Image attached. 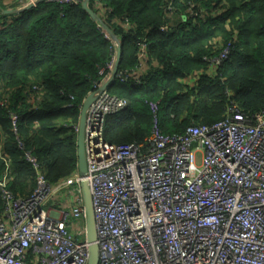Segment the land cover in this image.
<instances>
[{
	"label": "trees",
	"instance_id": "16d2710c",
	"mask_svg": "<svg viewBox=\"0 0 264 264\" xmlns=\"http://www.w3.org/2000/svg\"><path fill=\"white\" fill-rule=\"evenodd\" d=\"M80 1H42L18 12L0 1V149L16 197L35 188L26 155L51 183L76 170L73 127L103 79L99 71L114 53L113 39L120 43L117 72L128 80L115 78L107 89L129 106L107 119L110 144L142 143L153 130L168 138L191 125H213L225 119L230 103L246 115L264 111V0H89L96 18ZM191 5L199 16L191 18ZM228 42L230 56L211 78L205 59ZM193 78L198 82L184 83ZM4 168L0 156V173Z\"/></svg>",
	"mask_w": 264,
	"mask_h": 264
},
{
	"label": "built area",
	"instance_id": "2783aa9c",
	"mask_svg": "<svg viewBox=\"0 0 264 264\" xmlns=\"http://www.w3.org/2000/svg\"><path fill=\"white\" fill-rule=\"evenodd\" d=\"M42 1L81 3L16 0V12ZM195 8L189 7L193 18L199 16ZM119 45L113 39L114 53L99 71L103 79L85 114V177L77 166L51 183L26 155L36 183L32 195L18 198L8 189L11 166L0 149V264H87L84 180L92 196L98 264H264V111L246 115L230 103L225 119L213 125H191L168 138L153 130L142 143L110 144L106 121L129 106L126 97L104 88ZM231 46L205 59L211 78ZM115 78L128 80L122 72ZM12 121L15 126L17 117ZM73 128L77 133L79 127Z\"/></svg>",
	"mask_w": 264,
	"mask_h": 264
},
{
	"label": "water",
	"instance_id": "95a60500",
	"mask_svg": "<svg viewBox=\"0 0 264 264\" xmlns=\"http://www.w3.org/2000/svg\"><path fill=\"white\" fill-rule=\"evenodd\" d=\"M89 0H84L82 6L88 12V14L92 18H96V14L88 7ZM33 8V5H30L26 8V10ZM25 10V9H24ZM106 34L112 37L111 31L105 27ZM118 60H119V49L117 51V59L115 62V68L110 75L107 84L104 86L107 87L110 82L115 78V74L117 73L118 68ZM97 91L92 92L89 94L86 99L84 100L80 112V120H79V130H78V137H77V150H78V167L82 177L86 176L87 173V163H86V156H85V148H84V124H85V114L92 103V101L97 96ZM82 192L83 198L85 203V211L87 215L86 219V231H87V241L89 244L88 248V262L87 264H98L99 263V247L97 244V235H96V222H95V215L93 210V203H92V196L86 180L82 182Z\"/></svg>",
	"mask_w": 264,
	"mask_h": 264
},
{
	"label": "crops",
	"instance_id": "0c3cea01",
	"mask_svg": "<svg viewBox=\"0 0 264 264\" xmlns=\"http://www.w3.org/2000/svg\"><path fill=\"white\" fill-rule=\"evenodd\" d=\"M0 1L1 2L3 1V4H5V5L12 6V7L15 6L14 10H16V8L20 7L19 5H18V7H16L17 6V5H15V3H17L16 0H0ZM37 1H40V0H37ZM146 69H147V67H145V65H143L142 68H141V72H144V70H146ZM197 82H198L197 78L187 79V80L184 81V83H186L189 86L192 85L193 83H197ZM77 137H78V132L76 133V140H77Z\"/></svg>",
	"mask_w": 264,
	"mask_h": 264
},
{
	"label": "rangeland",
	"instance_id": "374dc122",
	"mask_svg": "<svg viewBox=\"0 0 264 264\" xmlns=\"http://www.w3.org/2000/svg\"><path fill=\"white\" fill-rule=\"evenodd\" d=\"M3 2V1H2ZM15 5H17L16 7H18V5H19V3H15ZM169 6V4L167 5V7ZM172 7V6H171ZM18 9V8H17ZM167 11H169L168 9H167ZM191 18H193V17H191ZM200 18H203V17H201V15H200ZM79 120H80V117H79V119H78V121L76 122V124L74 125V126H77V127H79Z\"/></svg>",
	"mask_w": 264,
	"mask_h": 264
}]
</instances>
